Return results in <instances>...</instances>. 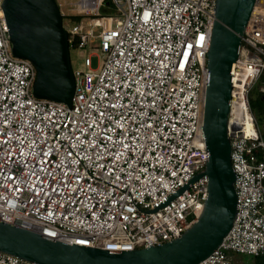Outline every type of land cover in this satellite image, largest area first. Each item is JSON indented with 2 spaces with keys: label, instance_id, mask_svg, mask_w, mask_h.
Here are the masks:
<instances>
[{
  "label": "built area",
  "instance_id": "1",
  "mask_svg": "<svg viewBox=\"0 0 264 264\" xmlns=\"http://www.w3.org/2000/svg\"><path fill=\"white\" fill-rule=\"evenodd\" d=\"M106 1L57 0L63 18H82L64 25L70 49L93 50L73 69L68 106L34 95L36 68L14 55L0 0V220L70 245L134 251L180 238L204 208L206 176L171 197L209 159L202 127L216 0H111L114 13L102 16ZM263 75L257 0L228 121L237 216L199 264L264 255V137L250 102ZM0 264L35 263L0 252Z\"/></svg>",
  "mask_w": 264,
  "mask_h": 264
},
{
  "label": "water",
  "instance_id": "2",
  "mask_svg": "<svg viewBox=\"0 0 264 264\" xmlns=\"http://www.w3.org/2000/svg\"><path fill=\"white\" fill-rule=\"evenodd\" d=\"M256 1L216 0L202 127L209 159L205 171L171 197L208 178L203 211L190 229L150 248L112 252L55 241L0 220V252L35 264H199L211 256L233 228L238 211L228 121L232 78ZM3 9L14 55L36 68L34 95L71 106L76 82L57 0H4Z\"/></svg>",
  "mask_w": 264,
  "mask_h": 264
},
{
  "label": "rangeland",
  "instance_id": "3",
  "mask_svg": "<svg viewBox=\"0 0 264 264\" xmlns=\"http://www.w3.org/2000/svg\"><path fill=\"white\" fill-rule=\"evenodd\" d=\"M67 7L64 6V9H66ZM114 13V11H113ZM99 33V30L97 31V34ZM97 43V41H96ZM92 49L90 50H79V49H71V63H72V67L74 70L82 68V61H83V54H88V53H92ZM93 60V69H98L101 65V62L103 61V55L102 53H98L95 54V56H93L92 58ZM261 81V80H260ZM260 81H258L253 89L250 92V99H254V101L256 100V91L259 89L261 92L264 91V88H262L259 84ZM253 110V109H252ZM253 113L256 117V119L259 121V129L260 132L263 134L264 133V115L261 114V112L258 109H254ZM234 259L238 262V263H245V264H252L253 263V256H248V255H240V254H234Z\"/></svg>",
  "mask_w": 264,
  "mask_h": 264
},
{
  "label": "trees",
  "instance_id": "4",
  "mask_svg": "<svg viewBox=\"0 0 264 264\" xmlns=\"http://www.w3.org/2000/svg\"><path fill=\"white\" fill-rule=\"evenodd\" d=\"M114 11V7H113V3L111 0H107L104 7L101 10V15L102 16H108L111 13H113ZM64 25H66L67 23L70 24H76V23H80L82 18L80 17H64ZM72 49V48H71ZM261 87H264V75L260 81L259 84ZM251 102V107L254 110L255 108L258 109L262 115H264V92H261L259 89L256 91V100L254 101V99H250ZM258 124L259 121L257 120ZM263 137H264V133H263ZM252 264H264V255H260V256H253V263Z\"/></svg>",
  "mask_w": 264,
  "mask_h": 264
},
{
  "label": "bare ground",
  "instance_id": "5",
  "mask_svg": "<svg viewBox=\"0 0 264 264\" xmlns=\"http://www.w3.org/2000/svg\"><path fill=\"white\" fill-rule=\"evenodd\" d=\"M208 77V76H207ZM206 89H207V85H206ZM205 106V105H204ZM203 118H204V116H203ZM250 128V127H249Z\"/></svg>",
  "mask_w": 264,
  "mask_h": 264
}]
</instances>
